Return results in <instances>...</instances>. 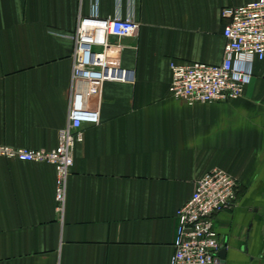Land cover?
<instances>
[{"label":"crops","instance_id":"obj_1","mask_svg":"<svg viewBox=\"0 0 264 264\" xmlns=\"http://www.w3.org/2000/svg\"><path fill=\"white\" fill-rule=\"evenodd\" d=\"M95 0H0V144L53 150L71 111H98L74 152L63 214L49 163L0 158V264H170L176 214L213 168L239 182L215 227L219 264H264V61L239 99L189 106L170 96L171 62L219 64L225 7L255 0H99L132 16L108 61L134 82L73 84L71 40Z\"/></svg>","mask_w":264,"mask_h":264},{"label":"built area","instance_id":"obj_2","mask_svg":"<svg viewBox=\"0 0 264 264\" xmlns=\"http://www.w3.org/2000/svg\"><path fill=\"white\" fill-rule=\"evenodd\" d=\"M224 58L219 64L171 62L170 96L189 106L224 103L239 99L254 78L253 67L264 61V0L225 7ZM140 25L132 16L102 18L99 0L89 16L80 15L72 34H59L74 44L72 82H134V73L108 61L111 38L135 37ZM98 111H71L59 131L53 150L14 148L0 144V158L28 163H49L56 170L57 212L63 214L67 181L74 152L84 141V123L97 125ZM238 180L221 168H213L196 181L191 198L176 214L177 232L170 264H219L222 249L216 217L237 203Z\"/></svg>","mask_w":264,"mask_h":264},{"label":"water","instance_id":"obj_3","mask_svg":"<svg viewBox=\"0 0 264 264\" xmlns=\"http://www.w3.org/2000/svg\"><path fill=\"white\" fill-rule=\"evenodd\" d=\"M226 253H227V249L226 248L221 249V251L219 253L220 258H225L226 257Z\"/></svg>","mask_w":264,"mask_h":264}]
</instances>
